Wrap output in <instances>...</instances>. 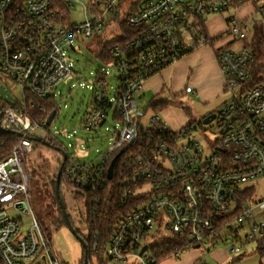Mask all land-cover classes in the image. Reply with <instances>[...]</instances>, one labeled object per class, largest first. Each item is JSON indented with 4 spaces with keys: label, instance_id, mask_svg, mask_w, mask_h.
<instances>
[{
    "label": "built area",
    "instance_id": "2783aa9c",
    "mask_svg": "<svg viewBox=\"0 0 264 264\" xmlns=\"http://www.w3.org/2000/svg\"><path fill=\"white\" fill-rule=\"evenodd\" d=\"M80 3L84 20L74 23L69 9ZM250 8L264 22V0H0V83L19 87V107L0 100V132L16 133L4 151L0 140V259L3 264H64L50 235L32 212V190L25 155L29 131L44 127L28 112L33 97L54 96L73 79L77 60L68 52L124 24L133 32L112 40L110 60L96 72L92 106L85 129H102L111 148L96 163L73 160L67 148L62 174L69 189L85 202L89 256L96 260L104 241L106 258L123 264H156L208 241L233 238L243 245L264 239V199L256 200L255 182L264 179V85H251L254 61L248 18ZM223 33H210L208 18L230 10ZM123 39V40H122ZM111 42V41H110ZM244 43L240 50L230 46ZM215 52L225 91L230 92L212 121L217 137L207 148L194 139L196 127L173 130L160 112L146 118L138 95L152 76L200 47ZM114 73V75H112ZM111 79L116 84L110 83ZM193 95H196L193 93ZM56 99V98H55ZM114 121L113 130L106 127ZM211 122V123H212ZM63 159V158H62ZM116 159L112 178L109 168ZM118 183L129 210L106 233L95 225L111 181ZM247 195L243 198L244 195ZM32 214L29 228L8 214ZM260 211L259 219L255 212ZM164 230L174 250L155 251L147 238ZM227 235H223L225 231ZM147 249L142 252L144 247ZM233 254L242 249L232 247ZM170 253V254H167ZM167 258V259H168ZM88 264H97L89 260Z\"/></svg>",
    "mask_w": 264,
    "mask_h": 264
},
{
    "label": "rangeland",
    "instance_id": "374dc122",
    "mask_svg": "<svg viewBox=\"0 0 264 264\" xmlns=\"http://www.w3.org/2000/svg\"><path fill=\"white\" fill-rule=\"evenodd\" d=\"M81 3H93L96 0H78ZM131 0H127V5ZM70 17L74 23H81L84 20L83 6L77 3L75 7L69 9ZM252 9L247 8L239 12V17L248 18V35L249 41L255 36V23H262V16L252 14ZM235 15L232 9L219 15H212L208 18L211 34L223 33L227 29L226 21L228 17ZM130 28H120L116 25L109 27L105 31V40L112 41L121 36H130ZM244 43H239L230 48L240 50ZM96 40L84 41L75 45L74 50L68 52L72 60H77V75L70 80L60 84L53 92L58 105V114L53 123L47 127H36L29 131V137L32 140V149L25 155L26 168L30 176V181H38L40 186L44 187V181L53 180L61 167L62 154L55 148H52L50 141L56 139L59 148H67L73 160H80L84 163H96L99 155L105 153L111 148V140L105 131H88L85 129L84 121L87 113L92 106L93 91L91 89L96 72L105 67L101 57L97 56ZM198 59L205 52L210 53L213 60L218 65L217 58L213 49L209 46L200 47ZM196 50V51H197ZM219 66V65H218ZM106 68V67H105ZM176 64L162 72L156 78L151 80L141 90L138 97V106L140 113H146V118L152 116L155 110L150 101L153 98L157 100L168 101L169 105L161 110L162 119L175 130L181 126L196 127L193 138L198 139L206 148L210 146L217 137L214 123L203 124L204 118L213 112L221 109L220 104L210 103L206 106L201 97V91L196 87L189 85L192 70L186 69L185 73L180 71L175 73ZM112 72L111 68H106ZM114 75V73H112ZM223 78V77H222ZM203 81H201L202 83ZM112 85L116 84L115 79H111ZM162 83V84H161ZM225 81L223 79L224 94L222 99H228L229 91H225ZM197 92L196 95L193 93ZM22 94L15 84L8 81L7 85L0 83V100L4 104H15L17 99H21ZM222 105V104H221ZM111 130L115 127V122L111 121L106 124ZM182 127V128H184ZM181 128V129H182ZM180 130V129H179ZM50 145V146H48ZM255 186L254 199H264V179L253 184ZM61 198L65 209L69 215L71 224L77 232L79 238L85 242L89 240V226L86 221L87 212L85 202L80 200L75 192L62 182L60 187ZM32 212L35 214L41 224L44 226L53 242V246L58 254L59 259L65 264H82L85 257V248L79 239L69 230L63 219L50 208L49 197L43 201L38 199L32 204ZM8 214L12 215L24 224L22 232L27 230L32 222V214H20L12 209H8ZM260 211L255 212V218L259 219ZM228 230L223 235L228 234ZM147 240L156 244L164 243L170 240V236L162 229L161 232H154ZM232 247L242 249V254H233ZM254 244H242L238 239L228 238L217 242L208 241L200 247H193L179 255L178 258L172 257L165 259L171 264L184 261V264H264V258H261L254 249ZM221 258V256H225ZM220 257V258H219ZM235 257V259H233ZM92 261L96 260L91 258ZM225 260V261H224ZM224 261V262H223ZM107 264H123L111 261ZM129 264H134L131 261Z\"/></svg>",
    "mask_w": 264,
    "mask_h": 264
},
{
    "label": "trees",
    "instance_id": "16d2710c",
    "mask_svg": "<svg viewBox=\"0 0 264 264\" xmlns=\"http://www.w3.org/2000/svg\"><path fill=\"white\" fill-rule=\"evenodd\" d=\"M121 28L124 29L126 28V26L122 24ZM254 28H255V36L253 40L251 41V45H250V47L252 48L253 55H254V61L250 69L251 78L249 82L251 85H259V84L264 85V22L255 23ZM96 43L98 45V47L96 48L97 56L101 57V60L103 61V63L108 62L110 58L108 56L107 49L108 47H111V45H113V42L97 40ZM29 103L34 104L33 107L28 108L29 114L32 116V118L36 122L45 123L44 127H47L46 121L50 113H52L53 111H56L57 112L56 116H57L58 111H59L57 101L52 95L46 98L33 97ZM9 105L19 107L18 102H16L15 104H9ZM150 105L155 109L153 112L158 113V112H161V110H158V107H161L162 109L163 107L166 108L169 105V103L168 101L153 99ZM16 137H17L16 133L12 131L0 132V140L5 144L4 151L12 149V147L14 146V143H15L14 140L16 139ZM50 143H52L54 147H59V144L56 139L50 141ZM62 165H63V159L61 161V166ZM62 182L66 184L63 174L61 176V183ZM55 183H56V177H54L53 180L50 181L49 183L48 181H44V187L40 186V183L38 181L34 182V180L32 179L31 180L32 204L38 199L43 201L44 199L49 197L50 208L53 209L54 212H57V215L60 216L65 222L64 215L62 213V210L59 205V201L57 199V195L55 191ZM60 187H61V184H60ZM106 193L107 194H105L104 200L102 203L101 217L95 221V225L98 228H101V230L106 233V238H108V236L112 232V228H113L115 221L121 215H124L129 210V207L126 204L124 205V203L121 201L120 190H118V183L115 180L110 182ZM247 195L249 194L244 195L243 198H245ZM106 241L103 242L101 246V251L96 258L97 264H107L109 262V259L106 258V249H107ZM171 243L172 242L169 241V242L157 244L156 246H154V250L160 251L161 249L170 248V252H171L172 250L175 249V247L173 248L174 244H171ZM254 245H255L254 249L258 253V255L261 258H264V239L257 241L256 243H254ZM167 254H170V253H167ZM85 256H87V258L91 260V257L89 256L87 249L85 251ZM167 258L168 257H161L157 261L156 264H160L162 261H164ZM233 259H235V257H233ZM0 264H3L1 259H0Z\"/></svg>",
    "mask_w": 264,
    "mask_h": 264
},
{
    "label": "crops",
    "instance_id": "0c3cea01",
    "mask_svg": "<svg viewBox=\"0 0 264 264\" xmlns=\"http://www.w3.org/2000/svg\"><path fill=\"white\" fill-rule=\"evenodd\" d=\"M213 35H216V34H213ZM200 52L201 51H199V50L192 51L191 53L187 54L186 56L181 58L179 61L174 63L173 65L176 64L175 73L177 75L179 74L180 71L185 73L186 69H188V68L190 70H192V75H191V78L189 80V85H192L193 87H196L198 90L201 91V97H202L203 102L205 103L206 106L210 105V103H212L214 101V103L218 102L217 104H220L219 105V107H220L227 101V99L226 100L222 99V96L224 94L223 78L220 74L219 66L215 63V61L213 60V57L208 52H205L204 54H202V56L198 59V54ZM173 65L164 69L162 72L171 68ZM162 72H160L159 74H156L152 77L156 78L155 76H160L162 74ZM152 77H150V78H152ZM150 78L145 82L144 86L146 85V83L148 81L151 80ZM201 81H203V82L201 83ZM195 94H196L195 98H197L198 95H197L196 91H195ZM138 97H139V95H138ZM153 99H156V98H153ZM151 101H150V104H151ZM213 113H215V112H213ZM210 114H208V115H210ZM182 127H184V126H181L177 129H175V131L181 129ZM221 258H225V260H227L226 255L221 256ZM96 262H97V260H96ZM63 263L65 264L64 261H63ZM184 263H185L184 261L180 260L179 263H176V264H184ZM160 264H171V262L169 261V263H168V261H162Z\"/></svg>",
    "mask_w": 264,
    "mask_h": 264
},
{
    "label": "water",
    "instance_id": "95a60500",
    "mask_svg": "<svg viewBox=\"0 0 264 264\" xmlns=\"http://www.w3.org/2000/svg\"><path fill=\"white\" fill-rule=\"evenodd\" d=\"M56 113H57L56 111H53L52 113H50V115L48 116L47 121H46V126H49V125H51L53 123V121L55 119V116H56ZM214 118H215V113H212V114L208 115L203 120V124L204 125L210 124L214 120ZM52 148H55L57 151L61 152L62 157H63V161H65L67 159L66 151H64L63 149H61L59 147L52 146ZM115 161H116V159L113 160V162H112V164H111V166L109 168V178L110 179L112 178ZM62 171H63V165L59 168L57 176H56L55 191H56L57 199L59 201V205H60V208H61L62 213L64 215V220H65V223H66L67 227L79 239V241L83 244V246H84V248L86 250L87 249V244L85 243V241L83 239L79 238V236L77 235V232L74 230V228H73V226L71 224L69 215H68V213H67V211L65 209V206H64L62 198H61L60 184H61ZM196 247L198 248L199 246H196ZM146 249H147V247L145 246L142 249V252H144ZM83 264H88L87 256L84 257Z\"/></svg>",
    "mask_w": 264,
    "mask_h": 264
},
{
    "label": "flooded vegetation",
    "instance_id": "af4514ba",
    "mask_svg": "<svg viewBox=\"0 0 264 264\" xmlns=\"http://www.w3.org/2000/svg\"><path fill=\"white\" fill-rule=\"evenodd\" d=\"M211 114H212V113H211ZM207 116H208V115H207ZM207 116H206V117H207ZM206 117H205V118H206ZM205 118H204V119H205ZM202 122H203V121H202ZM49 146H50V145H49ZM60 153H61V152H60Z\"/></svg>",
    "mask_w": 264,
    "mask_h": 264
}]
</instances>
